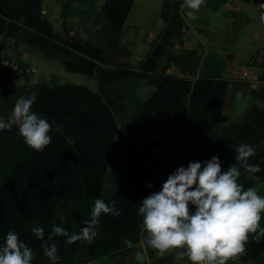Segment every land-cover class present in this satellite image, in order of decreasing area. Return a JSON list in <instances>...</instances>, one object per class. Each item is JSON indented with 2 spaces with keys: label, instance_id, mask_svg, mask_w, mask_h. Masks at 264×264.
<instances>
[{
  "label": "trees",
  "instance_id": "16d2710c",
  "mask_svg": "<svg viewBox=\"0 0 264 264\" xmlns=\"http://www.w3.org/2000/svg\"><path fill=\"white\" fill-rule=\"evenodd\" d=\"M88 4L63 5L64 28L69 13L92 22L83 33L86 40L63 32L65 45L103 67L129 68L130 51L118 46V40L133 0H104L98 11L94 4ZM167 66L165 62L155 90L131 114L128 133L121 141L118 181L111 192L104 191L119 120L101 93L72 82L43 79L0 94V118L7 119L19 98L35 97L32 110L52 125V142L43 152L30 149L15 126L0 131V245L13 231L35 253L32 264H51L43 256L41 244L49 242L53 224L78 234L91 219L99 198L110 207L114 202L121 214H102L98 235L90 244H67L66 237H55L58 264H74L79 258H117L115 261L120 262L136 252L143 235L140 201L160 191L169 174L180 166L203 162L207 146L216 138L230 84L220 77L223 62L213 57L204 61L203 73L195 80L164 74ZM253 148L255 155L248 164L259 165L261 171L249 173L243 167L242 171L263 177L264 146ZM61 217L65 218L63 223ZM33 227L44 228L43 241L31 232ZM125 239L131 246L124 243ZM246 249L239 259L257 260L264 255V238L256 243L250 236Z\"/></svg>",
  "mask_w": 264,
  "mask_h": 264
},
{
  "label": "crops",
  "instance_id": "0c3cea01",
  "mask_svg": "<svg viewBox=\"0 0 264 264\" xmlns=\"http://www.w3.org/2000/svg\"><path fill=\"white\" fill-rule=\"evenodd\" d=\"M146 1L144 10H136L137 4L142 5ZM88 2L94 4L95 11H98L104 0H0V51L23 61L30 51L42 58L60 61L65 71L71 74L61 76L64 81L66 80L65 82L79 84L82 82V76L97 80L99 87L97 92L101 93L109 103L114 99L113 101H117L124 108L126 122L121 127V141L124 142L129 130L131 114L152 93L148 94L146 84L152 85L155 90L161 80L164 63L168 62L164 74L195 80L203 73L205 54L201 55L197 48L187 44L181 46L183 27L185 24L189 25V21L195 22L191 16L187 19L186 7L182 6L183 0H133L121 29L119 42L121 45L125 44L130 51V67L122 70L103 67L78 52L73 46L65 45L61 32L63 5L86 7L89 5ZM220 4V8L225 12L241 6L248 12L254 24L231 31L227 34L229 38L219 39L222 44H219V41L213 42V36L214 33H227V23L216 20L212 15L214 12L207 14L210 24L205 27L200 26L202 33L207 32L206 35L211 33L208 36L203 35L208 41V47L215 49L209 54L216 55V59L219 60L221 57L218 55L230 59L222 67L220 76L230 84L223 101L217 135L207 146L203 157V161H206L217 156L223 172L236 162L235 149L241 143L252 147L264 146V63L263 65L246 64L247 58L264 46V28L256 22L261 14L258 10L264 9L262 7L264 0H226ZM212 10L215 11L213 8ZM72 19L84 24L88 23L70 13L66 15L65 22L68 23ZM197 31V29L193 30L201 41ZM126 80L137 82V88L134 89L137 99L134 101L133 109L128 104L127 95L118 87L119 83ZM4 82L11 87L22 81L6 79ZM4 82L0 81V90ZM138 82H142L143 86ZM230 88L233 89L231 92L235 93V96L233 102L226 107ZM143 97L144 99H139ZM145 235L141 239L144 244L142 253L144 257L146 254L148 261L145 262L149 264L150 261L152 263L157 260V253L145 244ZM118 263L134 264L135 262L129 257Z\"/></svg>",
  "mask_w": 264,
  "mask_h": 264
},
{
  "label": "clouds",
  "instance_id": "9594fccd",
  "mask_svg": "<svg viewBox=\"0 0 264 264\" xmlns=\"http://www.w3.org/2000/svg\"><path fill=\"white\" fill-rule=\"evenodd\" d=\"M205 3L206 0H183L182 6L192 10L189 15L196 19L193 13L199 12ZM259 19L264 23V12ZM81 38L86 40L87 36L82 33ZM34 101L35 97L19 98L7 119L0 118V131L15 126L30 149L43 152L52 142L49 135L52 125L32 110ZM235 152L236 162L227 171L222 172L217 156L202 163L190 161L186 168L180 166L169 174L160 191L140 201L138 215L142 217L140 227L146 234L145 244L156 251L158 258L176 253L186 256L191 264H229L246 253L250 236L256 243L264 238L261 226L264 196L259 195L255 187L245 190L239 182L240 168L249 173L261 171L259 165L248 164L255 150L241 143ZM102 214L119 216L121 212L114 202L110 207L97 198L91 219L84 222L78 234H69L64 227L53 224L49 242L41 244L43 256L51 264H58L60 257L54 242L58 236L66 237L67 244L92 243L98 235ZM64 220L61 217L62 223ZM31 232L37 239L44 240L43 227H33ZM124 243L131 246L130 240L125 239ZM34 257L32 248L17 233L9 231L6 234L0 245V264H32Z\"/></svg>",
  "mask_w": 264,
  "mask_h": 264
},
{
  "label": "rangeland",
  "instance_id": "374dc122",
  "mask_svg": "<svg viewBox=\"0 0 264 264\" xmlns=\"http://www.w3.org/2000/svg\"><path fill=\"white\" fill-rule=\"evenodd\" d=\"M254 1V0H252ZM221 0H206V3L204 6L201 7V9L199 10V12H195L193 14H196V19L195 22L191 23L189 25L185 24V26L183 27V31H182V41L183 43L181 44V46H184L185 44L192 46L194 48H197L201 55L205 54V60L208 58H216V55H212L209 54L210 51L215 50L212 47H208V41L204 36H208L211 35L207 34V32L202 33L201 27H205L207 25L210 24V22H208L209 18L207 17L208 13L214 12L212 15H214L216 17V20L221 21V22H225L227 23V33H219V34H215L214 33V40L215 41H219V39H221L222 37L224 39L229 38L230 36L227 37V34L231 33V31L233 30H238L239 28H243V27H247L248 24H253L252 20L249 17V14H247L248 12L244 11V9L241 6H238L235 8V10H231L228 12H225L221 7ZM147 5V1L146 3L142 4V5H136V10H144V7ZM215 9V11L212 10ZM149 8H147L148 10ZM146 10V11H147ZM186 13H187V19L190 18L189 13L192 12V10L185 8ZM259 12H263L264 9H259ZM158 15V14H156ZM192 19V18H191ZM92 19L89 18V21H91ZM198 22V23H197ZM257 23L259 22L261 26H263L264 28V23H261L260 19L256 21ZM92 22H88L86 24L78 22L77 19H72L70 20V22L66 23V27L64 28L63 26L61 27V32L65 35H71V37H78L79 35H81L82 33H84V31L88 28H90ZM254 25V24H253ZM65 29V30H64ZM194 29H197V34L199 35V38L201 41L198 40L196 34L193 32ZM255 30H253L254 32ZM70 32V34H69ZM251 32V33H253ZM204 35V36H203ZM64 36V35H63ZM120 37H121V33H120ZM120 37L118 40V46L123 47V48H128L125 44L121 45L119 44L120 42ZM175 39V38H174ZM176 40V39H175ZM205 46H204V44ZM219 44H222L221 41H219ZM211 46H213V44H211ZM5 53V52H4ZM8 55H10L8 53ZM12 56V55H10ZM130 57V56H129ZM218 57H221L220 60L223 62V67L225 66V63L230 60L228 59L226 56L224 55H218ZM121 58L123 59L124 57L121 56ZM255 58H258V60H256ZM129 60V58H128ZM24 61L27 62V64L29 65V67L31 68V73L29 75V77L27 78V80H20L22 82H18V84H13L11 85V87H8L7 84L4 82V86H2L1 90H0V94H2L4 91L7 90H16L19 86L23 85V84H31L38 82L40 80L43 79H53L55 80L57 83H63L64 78H61V76L66 75H71L68 74L62 63L60 61L54 60V59H45L40 57L39 55H37L36 53H33L32 51L28 52L27 55H25L24 57ZM253 63H258V64H262L264 63V46L255 51V53L251 54L246 61L247 65H251ZM261 66V65H260ZM107 68H111V67H107ZM68 78V77H67ZM250 78V77H249ZM253 78V77H252ZM82 82L79 83V85H83L86 86L94 91H98V81L94 80L91 77L88 76H82L81 77ZM14 80V79H12ZM16 80V79H15ZM140 83L141 86H143L142 82H138ZM6 84V85H5ZM78 84V83H77ZM117 85V84H115ZM137 82L136 81H128L126 80L125 82H121L119 83V88L120 90H122L127 96L128 98V104L130 106L131 109H133L134 106V101L135 99H137L136 95L134 94V89L137 88L136 87ZM147 85V92L148 94H150L151 92H153L154 87L152 85ZM145 87V86H144ZM108 90V89H107ZM231 90H233L232 88L229 89L228 94H227V99H226V107L227 105H230L233 102L235 93L231 92ZM105 93H109L108 91H105ZM107 96V95H106ZM142 97V96H141ZM109 98V97H108ZM139 99H144L143 98H139ZM114 99H111L110 101V106L112 108V110L114 111V114L116 115V118H118L119 120V126H118V130H117V136L115 139V144H114V148H113V153L110 159V165H109V169L107 172V180H106V190L104 192H111V190L116 186L118 178H117V173L120 170L121 164H122V158H123V149H122V142H121V127L122 125L126 122V118L124 116L125 112H124V108L121 104H118L117 101H113ZM117 100V99H116ZM243 104V103H241ZM242 106V105H241ZM240 106V107H241ZM243 109V108H242ZM241 109V110H242ZM239 182L243 185L244 189L247 190V188L249 187H255L257 189V192L259 195L264 196V176L263 177H252V176H248L244 173H242V171L240 172V178H239ZM145 234L142 235L141 239L143 238ZM140 241L138 242V244L136 245V249L135 251H143L144 252V244ZM180 252H182L183 250H179ZM152 253V252H151ZM134 255L135 252H133L130 256H128L127 258H131L136 264H146L145 261H148L147 256L145 254V257L143 258L142 261L138 262L134 259ZM117 258H101V259H96L94 260V262H91L93 260H84V259H76L74 264H114V263H118L116 262ZM156 261L149 262V264H191V262L187 259L186 256L183 255H177L176 253H173L171 255H166L165 257L162 258H158L156 257ZM134 263V264H135ZM119 264V263H118ZM125 264V263H123ZM148 264V262H147ZM229 264H264V255H262L261 257H259L257 260H236V261H229Z\"/></svg>",
  "mask_w": 264,
  "mask_h": 264
},
{
  "label": "built area",
  "instance_id": "2783aa9c",
  "mask_svg": "<svg viewBox=\"0 0 264 264\" xmlns=\"http://www.w3.org/2000/svg\"><path fill=\"white\" fill-rule=\"evenodd\" d=\"M258 60V58H255ZM31 68L22 59L12 57L0 51V81L6 79L26 80L30 73Z\"/></svg>",
  "mask_w": 264,
  "mask_h": 264
},
{
  "label": "water",
  "instance_id": "95a60500",
  "mask_svg": "<svg viewBox=\"0 0 264 264\" xmlns=\"http://www.w3.org/2000/svg\"><path fill=\"white\" fill-rule=\"evenodd\" d=\"M143 257H144V255H143V253L141 251H136L135 252V255H134L135 260L142 261Z\"/></svg>",
  "mask_w": 264,
  "mask_h": 264
}]
</instances>
